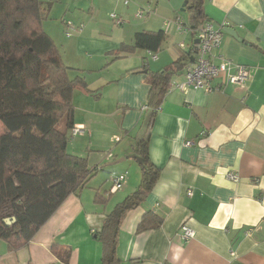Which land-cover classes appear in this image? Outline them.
<instances>
[{
  "label": "crops",
  "instance_id": "0c3cea01",
  "mask_svg": "<svg viewBox=\"0 0 264 264\" xmlns=\"http://www.w3.org/2000/svg\"><path fill=\"white\" fill-rule=\"evenodd\" d=\"M121 1L89 0L91 14L84 11L85 1H73L72 7L82 10L80 14L85 15L87 24L74 31V39L67 46L75 47L76 55L90 54L89 48L94 55L85 61L80 58L85 64L63 61L71 68L86 65L96 69L102 58L111 56V62L105 65L113 66L109 75L91 76L93 88L83 76L87 89L77 90L87 99L85 106L74 102L73 94L75 110L85 115L72 116L73 124L83 127V132L75 134L79 137L72 140L74 143L67 142V150L85 154L90 166L98 159L108 161L110 155L116 158L109 164H116L121 162L118 159L135 153L141 142L147 146V160L159 171L151 190L121 219L116 257L122 264H264V0H205L202 7L206 21L233 29L234 34L222 32L217 53L233 66L251 67L249 79L239 86L214 79V87L208 92L173 88L161 99L160 109L154 114L140 106L147 102L149 92L144 74L147 68L163 70L179 58L186 64L190 58L185 60V56L196 30H191L185 0H130L137 10L145 5L152 7L148 15L152 17L140 22L128 20ZM70 2L58 0L56 4H63V12ZM54 3L47 13L49 17ZM104 5H109L111 13L121 19L119 25L127 22L120 33L110 36L102 32L93 39L90 26L96 24L98 9ZM176 17L190 29L180 30L173 22ZM109 18L112 21L110 15ZM166 20L172 21L166 24ZM101 24L95 27L102 29ZM41 27L48 30L44 21ZM159 29L165 34L159 49L152 51L154 58L148 50L139 48L116 54L120 43H130L136 31ZM112 53L117 56L114 58ZM63 57L68 59L66 53ZM135 68L140 69L129 72ZM183 70L175 73L178 77L172 76L171 82L181 81ZM93 89L101 91L99 96ZM88 94L97 96L91 97L92 103ZM101 101L105 105L95 103ZM111 101L116 104L109 113L106 109ZM94 121L102 127L110 124V133L106 132L109 151H103L109 146L90 139ZM124 136L128 141L125 145ZM187 141L192 144L186 145ZM113 142L115 145H111ZM92 155L96 157L91 162ZM133 160L112 167L113 172L125 176L118 190H110L111 182L103 190L97 186L71 193L22 247L8 249L7 242L0 238V264H101L102 243L96 233L113 205L136 190L140 162ZM226 172L235 173L238 179L231 181ZM97 195L102 202L95 200ZM146 212L159 215L162 222L158 227L139 231L138 224ZM183 223L194 230L192 238L181 237Z\"/></svg>",
  "mask_w": 264,
  "mask_h": 264
},
{
  "label": "trees",
  "instance_id": "16d2710c",
  "mask_svg": "<svg viewBox=\"0 0 264 264\" xmlns=\"http://www.w3.org/2000/svg\"><path fill=\"white\" fill-rule=\"evenodd\" d=\"M56 1L0 0V238L8 249L27 244L71 193L87 185L97 169L86 156L67 150L74 127L72 90H86L87 83L81 75L69 76L72 68L64 64L54 41L41 27ZM204 1L185 0L191 30L196 32L206 22ZM164 34L163 29L138 30L130 43H120L116 54L138 48L157 51ZM190 50L185 60L191 57ZM189 61L185 64L179 58L158 71L147 68L145 112L156 113L172 76ZM140 143L135 152L141 156L136 190L113 205L96 233L102 243L101 264H122L116 257L121 219L142 201L158 177V169L147 160L146 144ZM95 200L102 202L99 195ZM11 217L14 221L4 223V218ZM161 222L159 215L146 212L137 230L155 228Z\"/></svg>",
  "mask_w": 264,
  "mask_h": 264
},
{
  "label": "rangeland",
  "instance_id": "374dc122",
  "mask_svg": "<svg viewBox=\"0 0 264 264\" xmlns=\"http://www.w3.org/2000/svg\"><path fill=\"white\" fill-rule=\"evenodd\" d=\"M73 1L77 2L79 0H71V2L69 3L70 7L67 6V8L63 10V12H62V8H64L63 4L61 3L58 5V4H56V2L54 3L55 6H54L53 10L50 12V17H49V15H47V17H49V18L47 19V17H46V19L44 20V23H45L46 27L48 28V30L47 31L45 30V31L47 32V34H49V36L54 41V44L57 47L61 57L64 59L63 56H65V53L67 54L68 59H66L67 57H65V59L63 60L64 62H68V63L74 62L75 64H85L82 62V60L85 61L84 59H89L90 57H92L94 55L93 51H91V48H89L87 50V52H90V54H88L89 56L85 52L80 56V55L75 54V52H74L75 47L73 49H70L67 46L69 42L73 41V39H74L73 35L76 32L75 33L73 32L71 35H69L67 37V35L65 33V31H66V26H65L66 21L65 20L72 22V24H73L72 26H74V27H76L80 24H82V26L84 27L87 24V20L84 17L85 15L82 16L80 14V12H82V10H79V9L72 7V6H74ZM83 1H85V3H86L84 5V7H86V8H84L85 13L91 14V12L93 10L90 7V4H88L89 0H83ZM126 3H128V4L126 5ZM126 3L123 4V0L121 1V5L123 8H125L124 11L127 12L129 21L140 22V21H145V20L149 19L150 17H152V16L148 17L149 14H143L141 17L136 16V12H137L136 10L137 9H134V5L131 3V1L127 0ZM87 4H88V6H87ZM142 7L146 8V5L142 6ZM98 10H99L98 11L99 16L97 17V20L95 23L99 24L100 22H102L101 25H103V26H102V29L99 25H97V27H95L96 24H94L92 22L93 24H91V26H90V28L93 31L92 38L96 39L97 37H99L98 34L101 35L102 32H104L106 35H110V36L111 35L114 36V35L120 33V28H122L127 21L125 20V23H123L122 25H119V26H117V24H115V22L113 20L111 21L109 18V15H110L112 10H110L109 5H104L103 7H100ZM52 14H57V15H56V17H52ZM118 19H120V18H118ZM170 21H172V20H170ZM103 29H104V31H103ZM188 40H189V38L185 39L186 42ZM86 44H87V42H86ZM88 45L92 46L93 44H92V42L89 41ZM67 47L72 51L71 52L68 51ZM102 59H103V62L99 63L100 65H95V66H99V68L97 67L96 69H88L89 67H86V65H83V66H80V65H74L73 66L72 65L73 66L72 70L69 73H72V75H71L72 77H74L75 75H79V76L81 75L82 77L83 76L87 77L88 82L91 84L90 86H92L91 88H93L91 76L98 78V77H101L103 75H109V73H111L113 71L112 64H110L108 66L105 65V62H107V61L111 62V56H107V58L104 57ZM79 60H81L80 63H78ZM183 72H184V70H183ZM183 75H184V73H182V76ZM173 76L178 77L177 75H173ZM182 79H183V77H182ZM93 90H95V93L97 94V96H99V94L101 93L100 90H97V89H93ZM72 91H73V94L75 95L74 96V102L78 103L80 101L81 105L85 106L87 99L85 100L84 96H81L79 94L78 91H80V90H77V88H75ZM73 94H72V97H73ZM96 94H94V96H93L94 98L97 97ZM91 97H92L91 95L88 96V99H90L89 103L93 102L91 100L93 97L92 98ZM95 103H98V105H105L102 103V101L101 102H95ZM100 103H102V104H100ZM115 104L116 103L114 101H111L110 104H108L109 105L108 109H106L107 112L111 113L115 107ZM141 105H144V104H140V106ZM94 110H99V109H96V107H95ZM75 111H76V113H75ZM74 114H75L74 115L75 117L76 116L81 117V116L85 115L84 113H82V110L81 111L79 109L75 110V108H74ZM109 127H110V124H108L106 127H102L100 122H98V121H94V123L91 126V129H93L92 130L93 135H92V137H91V134L89 135L90 139H92V140L95 139L96 141H98L99 144H101V146H109L108 148L103 147L104 148L103 151H109V148L111 147L110 143L108 142V133H110V131H108ZM107 131H108V133L106 134ZM2 133H3V126L0 122V135ZM78 137L79 136H77V135H72L69 137V141H72L73 139H75L74 141H76ZM125 139H126V137L124 136V140L122 142L124 145L128 143V141ZM117 140H119V139H117ZM117 140H115V141L118 142ZM74 141H72V143H74ZM111 145H115L114 142ZM101 151H98L96 153L98 155H102L101 153H103V152H101ZM68 152L71 153L69 149H68ZM93 153H95V152H93ZM76 155L82 156V154H76ZM96 155L91 156V162L96 157ZM84 156H86V155L84 154ZM110 156L111 157L109 158L108 161H105V159L102 158V159H98L95 163H93V166L97 167V169L93 172V176L88 180L87 185L84 187V189H89V188H93V187L97 188V186L102 187V190H103V188H107L108 184H110L112 182L111 179L113 178V176L119 175L116 172H113L111 170L112 167L114 165H119V163L122 164L125 161L127 163H128V161L129 162L134 161L133 158H128L129 160L125 159L124 161L118 162L116 164H109V162L112 163L115 160L113 158H116V157H114V155H110ZM121 174H123V173H121Z\"/></svg>",
  "mask_w": 264,
  "mask_h": 264
},
{
  "label": "built area",
  "instance_id": "2783aa9c",
  "mask_svg": "<svg viewBox=\"0 0 264 264\" xmlns=\"http://www.w3.org/2000/svg\"><path fill=\"white\" fill-rule=\"evenodd\" d=\"M126 3V1H125ZM136 16L141 17L143 14H150L153 12L152 7L147 6L146 8H139L136 10ZM111 19L115 24L119 25L122 23L120 19L114 13L110 14ZM66 35H71L74 31L81 30L83 28L82 24L74 27L72 22L65 20ZM170 20H166L165 23L168 24ZM173 22H176L177 27L180 30H186V28L180 22V19L176 17ZM224 24L215 26L211 21H206L195 33L198 43L190 46L191 60L187 63L184 68L183 79L179 82H171L169 86L170 89L178 88L185 90L187 88H192L194 90L201 89L208 92L213 89L212 81L214 79L220 78L223 84H232L234 86L242 85L247 81L251 75V67L246 65H232L228 59H225L221 54L217 53L221 45V37L223 32ZM183 43H179V47L182 48ZM148 53L154 58L153 52L148 50ZM146 104L141 105V109H145ZM160 107H158L159 111ZM83 127L74 125L71 128V134H79L83 132ZM186 145L192 144V141L185 142ZM226 177L231 181H236L238 176L233 172H226ZM125 176L123 174L115 175L112 180L111 191L114 192L118 190L124 181ZM188 195L192 194L189 190ZM181 237L183 239H189L194 236V230L188 225L183 223L180 227ZM249 231L246 232V235Z\"/></svg>",
  "mask_w": 264,
  "mask_h": 264
},
{
  "label": "water",
  "instance_id": "95a60500",
  "mask_svg": "<svg viewBox=\"0 0 264 264\" xmlns=\"http://www.w3.org/2000/svg\"><path fill=\"white\" fill-rule=\"evenodd\" d=\"M182 7L184 8V3H183V5H182ZM181 9H182V8H181ZM232 30H233V29H226V28L223 27V31H227V32H229V33L234 34ZM235 35H236V33H235ZM193 43H194V44H197V43H198V39L195 38V39L193 40ZM191 59H192V58L190 57L189 60H191ZM126 158H135L138 162H141V157L138 156V155L135 154V153L130 154V155H125L124 157L118 159L117 161H123V160H125ZM12 221H14V217H11V218H8V219H7V218H4V223H6V224H10Z\"/></svg>",
  "mask_w": 264,
  "mask_h": 264
}]
</instances>
